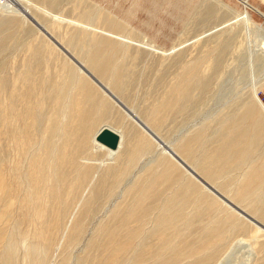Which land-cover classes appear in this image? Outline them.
<instances>
[{"label": "rangeland", "instance_id": "rangeland-1", "mask_svg": "<svg viewBox=\"0 0 264 264\" xmlns=\"http://www.w3.org/2000/svg\"><path fill=\"white\" fill-rule=\"evenodd\" d=\"M260 13L264 0H0V264H264V230L169 154L264 225ZM103 125L122 134L115 155L91 142ZM54 184L68 206L39 218Z\"/></svg>", "mask_w": 264, "mask_h": 264}, {"label": "bare ground", "instance_id": "bare-ground-1", "mask_svg": "<svg viewBox=\"0 0 264 264\" xmlns=\"http://www.w3.org/2000/svg\"><path fill=\"white\" fill-rule=\"evenodd\" d=\"M261 15H263L264 16V14L263 13H260ZM261 48V50L262 51H264V43H263V45L260 47ZM94 60H96V58L94 59ZM95 63V62H94ZM102 71V69L100 70L99 69V73H103V71ZM85 83V82H84ZM89 84H90V82H88ZM36 84V83H35ZM88 84V89H84V88H81V90H80V92H82V95L81 96H83L82 98H80V99H78L76 102H75V104H74V109H75V117H74V121L76 122L77 121V113H78V121H77V123H80L81 125H83L82 126V128L84 127V126H86L87 125V121H88V118H89V114L91 113L90 112V110L89 109H85V103L86 102H88V101H90L89 103H91V104H93L92 103V99H91V93H89L91 90H92V88H94V86L93 85H89ZM93 86V87H92ZM87 87V86H86ZM94 89H96V88H94ZM31 91H32V89H31ZM92 92V91H91ZM102 92V91H101ZM17 93V92H16ZM77 94V93H76ZM26 95H27V93H26ZM25 95V96H26ZM85 95V96H84ZM28 96V95H27ZM33 96V95H32ZM26 99H28V97L27 98H25V100ZM23 102V101H22ZM107 102V101H106ZM15 104V103H14ZM30 101H29V99L26 101V105H25V108H24V110H25V133H26V136H27V138L28 139H31V131H30V128L31 127H29L30 125H29V123L28 122H26L27 120H30V121H32V111H31V109H30ZM105 104H107V103H105ZM261 104H262V102H261ZM32 105V104H31ZM93 109V108H92ZM16 117V116H15ZM20 117H21V115H20ZM24 117V116H23ZM22 118H20V120H21ZM29 121V122H30ZM60 122V121H59ZM73 123V122H72ZM103 126H106V127H109V128H111L112 130H114V131H116L117 133H118V135H119V143H118V146H117V148H116V150H114V151H112V150H109L108 148H106V147H104V146H102V145H100L99 143H97L95 140H94V135H95V133L98 131H96V132H94L92 135H91V142L96 146V147H98V148H101V149H104L105 151H106V155H109V154H112V153H114L115 151H118V149L120 148V146H121V143H122V134H121V132L120 131H118L117 129H115V128H113V127H111V126H108V125H103ZM103 126H101V127H103ZM76 127V126H75ZM100 127V128H101ZM71 128V127H70ZM99 128V129H100ZM52 130V129H51ZM17 133V132H16ZM85 133H86V131H85ZM17 136V135H16ZM70 138V137H69ZM17 139V138H16ZM23 139H24V137H23ZM23 139H22V142H23ZM67 139H68V137H67ZM90 140V139H89ZM26 141H27V139H26ZM27 143H29V141L27 142ZM25 144H26V142H25ZM14 145H17V144H15L14 143ZM22 145V144H21ZM20 145V146H21ZM26 150V149H25ZM16 151V150H15ZM62 152H63V150H62ZM114 155H115V153H114ZM107 157V156H106ZM34 162V161H33ZM33 164V163H32ZM42 165V161L41 160H38L37 162H35L34 164H33V173H34V175H33V181L34 182H37L38 183V181L39 180H37L38 179V174H39V172H41V170H42V167H40ZM36 166H38L39 167V170L37 169V168H35ZM90 169H92V167L91 168H87V169H85V171L86 172H88V171H90ZM17 171V170H16ZM29 171H31L30 169H29ZM43 173V172H42ZM35 176V177H34ZM31 178V177H30ZM40 179V178H39ZM64 179V178H63ZM41 180V179H40ZM58 186V185H57ZM53 188V190L51 189V195H50V191H49V195H50V197L52 198V200H51V202H50V204H51V207L49 208V209H47V211L46 212H44V211H42V210H40V211H37V215H38V217L39 218H45L46 220H48V219H55V218H57L60 214H59V211L62 209V208H64V206H65V204H66V206H68V203H66L64 200H63V203H59V202H56V199H54L55 198V194L56 193H54V191L56 190H58V189H56V188H58V187H56V185L54 184L53 186H52ZM58 193V195H59V192H57ZM16 195V194H15ZM57 195V194H56ZM60 196V195H59ZM57 197V196H56ZM62 197V198H61ZM59 198H61V199H64L63 198V195L62 196H60ZM38 201V200H37ZM58 201V200H57ZM36 202V201H35ZM61 202V201H60ZM69 202V201H68ZM22 203L23 204H28V198H24L23 200H22ZM21 203V204H22ZM30 204V203H29ZM50 206V205H49ZM68 208V207H67ZM65 211V210H64Z\"/></svg>", "mask_w": 264, "mask_h": 264}, {"label": "water", "instance_id": "water-1", "mask_svg": "<svg viewBox=\"0 0 264 264\" xmlns=\"http://www.w3.org/2000/svg\"><path fill=\"white\" fill-rule=\"evenodd\" d=\"M259 15L262 16L264 19L263 15H261V14H259ZM80 70L82 72H84L85 75L88 76L98 87H100L101 89H105L104 86L98 81V79L94 78L92 76V74H90V72H88L86 69H84L82 67L80 68ZM108 96L113 97L112 94L110 93V91H108ZM258 101L261 103L260 100H258ZM144 130H145V128H144ZM94 140L97 143H99L100 145L108 148L109 150L114 151V150H116L118 143H119V135L116 131L112 130L111 128L103 126L100 129H98V131L95 133ZM223 144H225L224 141L222 142V145H220L221 148H217V150L218 149L219 150L217 151V153L215 155L208 156L206 158L207 161L216 162L224 156V154L226 153V150H229V149L222 148ZM169 154H170V157L178 165H180L190 176H192V178H194L200 185H202V187H204V189H206L208 192H211L212 194H214L217 198H219L226 205H228L232 210L244 215L246 217V219H248V221H250L252 224L256 225L261 230H264V225L262 223L258 222L257 220H255L251 216L246 215V213H244L240 208H238L236 205H234L232 202H230L222 194L217 192L208 182L204 181L191 167H189L186 163H184V161L176 153L169 152ZM228 160L233 161L234 157L229 158Z\"/></svg>", "mask_w": 264, "mask_h": 264}]
</instances>
